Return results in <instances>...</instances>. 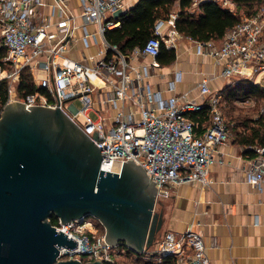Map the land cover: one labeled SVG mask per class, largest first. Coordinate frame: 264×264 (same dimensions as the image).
Wrapping results in <instances>:
<instances>
[{
    "label": "built area",
    "instance_id": "2783aa9c",
    "mask_svg": "<svg viewBox=\"0 0 264 264\" xmlns=\"http://www.w3.org/2000/svg\"><path fill=\"white\" fill-rule=\"evenodd\" d=\"M80 1L82 24L78 25L66 0L53 4L52 14L58 18L55 21L43 10V0H0V45L6 49L3 63L10 70V75H0V80L13 76L19 83L23 69H29L38 89L18 101L27 107H60L100 147L101 169L119 172L129 159L141 164L155 181L158 201L170 197L183 183L210 184L212 166L222 162L218 158L221 146L234 138L222 110L225 100L221 90L212 89L211 78L205 76L197 84L198 98L189 92L166 97L147 80L151 70L160 66L157 58L162 44L176 48L184 36L198 55L215 59L220 66L219 77L234 85L241 79L255 82L264 71V9L254 15H239L240 21L219 41H202L179 33L174 27L177 13L172 12L168 19L155 22L153 35L143 47L124 53L105 34L120 26L114 13L126 11L128 0ZM191 1L195 8L206 0ZM210 1L239 14L233 0ZM79 27L85 43L95 39L98 50L75 59L68 52ZM142 55L151 57V62H135ZM36 71H42L43 76H36ZM180 76L177 71L169 90L176 89ZM204 116L207 124L200 122ZM253 148L256 155L250 158L247 179L264 191V146ZM99 222L94 217L67 224L57 219L53 223L57 231L78 241L72 250L62 246L58 258L85 262L101 257L103 264H125L120 257L130 249L124 244H109ZM150 249L148 254L156 255L159 261L163 255H171L175 264H212L204 235L193 226L183 233L163 232Z\"/></svg>",
    "mask_w": 264,
    "mask_h": 264
},
{
    "label": "water",
    "instance_id": "95a60500",
    "mask_svg": "<svg viewBox=\"0 0 264 264\" xmlns=\"http://www.w3.org/2000/svg\"><path fill=\"white\" fill-rule=\"evenodd\" d=\"M126 11L117 10L115 18ZM255 84L264 89V71ZM96 136V135H95ZM103 154L60 107L10 101L0 115V264H103L59 259L78 241L63 224L98 219L111 245L144 253L162 231L157 187L141 164L101 169Z\"/></svg>",
    "mask_w": 264,
    "mask_h": 264
},
{
    "label": "crops",
    "instance_id": "0c3cea01",
    "mask_svg": "<svg viewBox=\"0 0 264 264\" xmlns=\"http://www.w3.org/2000/svg\"><path fill=\"white\" fill-rule=\"evenodd\" d=\"M55 1L43 0V10L53 21L58 19L52 14ZM66 1L76 23L81 25V1ZM138 1L128 0L127 10ZM90 28L95 30L96 25ZM73 35L75 39L68 52L72 58L81 59L97 52L95 39L90 38L86 44L80 27ZM180 39L174 62L167 64L157 58L160 66L151 70L152 75L147 80L152 87L162 90L166 97L189 92L191 97L198 98L197 84L205 76L211 78L210 86L214 90H221L231 83L218 76L220 66L214 58L198 55L192 42L186 37ZM135 62L150 63L151 57L142 55ZM177 71L181 72L180 80L175 90H169V82ZM43 74L36 71V76ZM200 122L207 124L206 116ZM244 149L234 140L221 146L218 158L222 162L212 166L210 178L213 181L210 184L183 183L159 203L158 212L164 214L162 233L167 230L183 233L191 226L200 230L212 264H264V191L248 182L250 157L244 154ZM153 260L159 261L156 256Z\"/></svg>",
    "mask_w": 264,
    "mask_h": 264
},
{
    "label": "trees",
    "instance_id": "16d2710c",
    "mask_svg": "<svg viewBox=\"0 0 264 264\" xmlns=\"http://www.w3.org/2000/svg\"><path fill=\"white\" fill-rule=\"evenodd\" d=\"M238 8H247L249 12H255L256 6L264 5V0H233ZM176 12L177 18L174 22L176 30L193 39L208 41L221 40L226 32L234 27L239 21L240 16L235 15L223 8L220 4L206 0L197 7H192L191 0H139L135 6L127 10L120 20V26L107 30L105 36L113 44H117L124 53H129L136 47H143L147 40L153 35L154 24L158 19H168L170 13ZM6 54L5 47L0 45V65H4L3 58ZM166 60L163 61L162 57ZM158 59L170 64L176 59L175 48H167L162 44L161 53ZM32 72L23 69L17 90L20 95L26 96L37 91ZM225 101L236 98L253 97L257 102L263 101L264 89L256 85L253 80L241 79L237 84H228L221 89ZM239 94L244 95L242 97ZM9 80H0V115L4 106L9 100ZM233 140L241 144L244 154L250 158L256 155L253 146H264V110L257 113L245 123L242 130L232 127ZM52 223L57 222L55 216L51 217ZM104 232V228L102 230ZM135 253L128 250L125 258L128 264H175V259L171 255H163L161 261H154L156 255ZM126 262V263H127Z\"/></svg>",
    "mask_w": 264,
    "mask_h": 264
},
{
    "label": "rangeland",
    "instance_id": "374dc122",
    "mask_svg": "<svg viewBox=\"0 0 264 264\" xmlns=\"http://www.w3.org/2000/svg\"><path fill=\"white\" fill-rule=\"evenodd\" d=\"M263 8L264 9V5L262 6H256L253 9H255V12L248 10L247 8H238V13L239 15L242 16H246V15H254L257 12L260 11V9ZM183 38H185L183 36ZM182 39H179V41ZM6 70V72H5ZM1 72H5V75H10V70L7 69L6 65H2L1 66ZM33 75V74H32ZM34 77V75H33ZM21 78V77H20ZM6 79L9 80V96L11 101H16V100H21L22 95L19 94L18 90H17V86L18 83L14 81L13 76L12 77H6ZM238 96L242 97L244 95L239 94ZM232 99L230 101H224L223 102V113H224V117L226 118L227 123H229L232 127H234V129L236 130H242L245 126V123L248 122V120L252 117H255L257 115L258 112H260L263 108V101H256L253 97H244V98H236ZM76 105L78 107H81V103L76 100ZM90 115L93 118H96L97 116L94 113H90ZM159 204L156 205V210H158ZM100 225V229L101 231L103 230L104 226L99 222ZM105 230V228H104ZM162 233V231H161ZM160 233V234H161ZM120 259L125 262V264H128V259L125 257H120ZM127 262V263H126Z\"/></svg>",
    "mask_w": 264,
    "mask_h": 264
},
{
    "label": "bare ground",
    "instance_id": "6f19581e",
    "mask_svg": "<svg viewBox=\"0 0 264 264\" xmlns=\"http://www.w3.org/2000/svg\"><path fill=\"white\" fill-rule=\"evenodd\" d=\"M0 75L4 76L5 75V72H1Z\"/></svg>",
    "mask_w": 264,
    "mask_h": 264
}]
</instances>
